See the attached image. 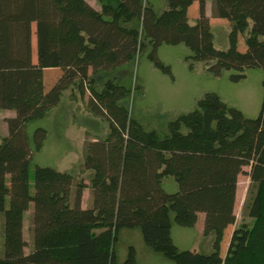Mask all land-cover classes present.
<instances>
[{
	"label": "trees",
	"instance_id": "16d2710c",
	"mask_svg": "<svg viewBox=\"0 0 264 264\" xmlns=\"http://www.w3.org/2000/svg\"><path fill=\"white\" fill-rule=\"evenodd\" d=\"M96 1L100 11L87 0H0V110L15 113L5 137L0 124V264H120L119 234L135 228L152 251L175 264H264V102L260 116L250 119L206 93L162 137L131 116L133 90L117 74L131 70L148 46L156 65L170 72L156 57L163 44L185 45L192 68L201 62L216 76L234 71L236 82L248 69H264V0L213 1V16L231 23L227 50L215 45L206 0H163L160 14L153 0ZM195 2L199 17L192 23L188 10ZM240 35L245 52L239 51ZM48 69L58 74L45 90ZM70 88L81 97L89 91L88 111L107 126L104 138L85 146L84 168L93 172L87 209L85 183H76L69 198L66 172L38 166L31 184L27 124L47 118ZM46 138L47 130L39 128L38 150ZM245 167L251 179L245 207L253 224L233 232L223 257ZM168 177L178 183L177 193L164 190ZM32 205L29 245L24 221ZM171 214L183 227H194L204 214L203 235L215 236L213 253L179 250L170 235ZM122 264H136L133 248Z\"/></svg>",
	"mask_w": 264,
	"mask_h": 264
},
{
	"label": "rangeland",
	"instance_id": "374dc122",
	"mask_svg": "<svg viewBox=\"0 0 264 264\" xmlns=\"http://www.w3.org/2000/svg\"><path fill=\"white\" fill-rule=\"evenodd\" d=\"M153 1L156 4L158 14H160L166 8L165 1ZM213 1L206 0L210 13L213 8ZM96 5H98L97 2ZM198 17L199 10L197 7L192 6L188 10L190 22H195ZM212 31L216 47L221 50H227L230 46L229 35L231 27L229 21L213 22ZM33 33L32 59L37 64L36 25L33 26ZM245 38L243 35L239 37V51L241 52H245L247 49ZM152 51L151 46L141 51L137 55L131 70H126L127 79L122 80L130 85L133 90L129 105L130 114L145 130L157 131L162 137L168 136L170 123L178 117L195 110L197 101L206 93L218 94L225 103L242 111L247 118L256 119L260 116L264 102V69L262 67L248 69L245 73L246 77L236 82L232 80V76L236 74L234 71H224L221 76H216L208 71V68L201 62H195L192 68L191 62L188 60L191 52L185 45L163 44L158 48L156 57L161 63L170 68V72H166L152 60ZM58 71L60 70L58 69ZM122 71L120 69L117 72ZM57 74L58 72L54 69L45 71V90H48L49 81L54 80ZM73 89L70 88L75 94L79 93L78 89ZM70 90L64 94L63 102L59 107L51 111L49 117L32 121L26 127L32 154L30 163L32 186L35 168L38 166L66 172L72 178L69 198H71V193L73 194L75 190L76 178H78L79 173L82 174V177L84 175L81 181L85 185L90 184L91 178L83 166L85 146L90 141V138L86 137L84 139L85 142L82 140L85 145L83 147L78 144L81 143L79 140L76 144L68 139L70 127L64 115H72L76 119L75 114L78 113L80 115L84 110L80 106L75 110L74 105L69 104L70 99L74 97ZM89 96L88 90L82 96L85 106L88 104ZM14 116L15 113L13 111L0 110L2 137L8 135L7 120ZM67 120L70 119L67 118ZM106 127L104 120L99 118L96 131L99 134H104ZM39 128L47 130V138L40 150L37 149L36 142V133ZM88 130L91 129L88 127ZM249 172L250 167H245L244 173L239 176L236 200L237 220L234 226L226 230L221 249L223 257L227 255L233 232L241 225L250 227L253 224V219L249 216V212L245 207L251 189ZM163 188L167 193H177L179 191L178 183L172 177L164 180ZM32 192H34L33 188ZM83 208L86 209L87 207ZM32 214L33 205L26 213L24 221V237L29 245H31L30 228ZM204 223L205 215L200 214L199 220L194 227H183L175 222L174 215L171 214L170 235L173 243L181 251H192L203 255L212 254L215 236L214 234L210 236L203 235ZM2 230L3 222L0 217V256L3 250ZM132 248L135 250L136 264H175L166 259L162 253L152 251L145 244L140 228L123 229L120 232L115 245L117 262L120 264L126 262ZM29 250L30 247L27 248V252Z\"/></svg>",
	"mask_w": 264,
	"mask_h": 264
},
{
	"label": "crops",
	"instance_id": "0c3cea01",
	"mask_svg": "<svg viewBox=\"0 0 264 264\" xmlns=\"http://www.w3.org/2000/svg\"><path fill=\"white\" fill-rule=\"evenodd\" d=\"M87 2L91 6H93L95 9H97L99 11L101 10V5L96 0H87ZM96 2H97L98 5H96ZM192 6L193 7H197V9L199 10V8H198L199 3L198 2H195ZM206 13H207V16L210 18L211 25H212L213 22H222L223 20H225V19L215 18L213 16V10H211V13H210V8L207 7V5H206ZM229 24H230V27H231V23L230 22H229ZM214 41H215V39H214ZM122 70H123L122 72H117V74L120 75L123 79L126 80L127 79L126 69L123 68ZM75 89H77V88H74L73 90H75ZM70 93L72 95H74V97H72V99H70V103L69 104H73L74 107H75V110L79 106H80V108L84 109L82 111V113H80V115L78 113H76L78 115L75 114L76 119L72 115H68V114H65L64 115V118H65L66 122H68V126L70 127V136L68 138L70 140V142L77 144V141L79 140V142H81V143H78V144L81 147H83V146H85L84 145V142H85L84 139H86V137H89L90 138V141H96V140H98L100 138H104L106 136V134H107V127H106V130L104 131V134H99L96 131V127H97V124L99 122V118L96 117V116H94V115H92L88 111L87 104L85 106L83 97H81L79 95V93H76L75 94L74 91H71V90H70ZM63 100H64V95L62 97L61 103L63 102ZM50 113H49V115H50ZM49 115H48V117H49ZM69 116H71V117H69ZM67 118L70 119V120H67ZM89 124H91L93 127L91 125H89ZM88 127L91 130H88ZM82 140L84 142H82ZM83 166H84V162H83ZM84 170H86V169H84ZM86 173L88 175H90L91 178H90V184L89 185H86V188H85L84 193H83L82 207H87L88 208L90 206V204H91V199H92V194H91V180H92V177H93V172L87 170ZM83 178H84V175L82 177V174L79 173L78 178H76L77 183L80 182L81 180H83Z\"/></svg>",
	"mask_w": 264,
	"mask_h": 264
}]
</instances>
